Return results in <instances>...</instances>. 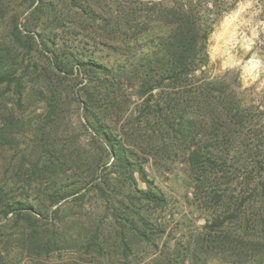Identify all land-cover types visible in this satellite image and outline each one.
Returning <instances> with one entry per match:
<instances>
[{
    "label": "trees",
    "instance_id": "obj_1",
    "mask_svg": "<svg viewBox=\"0 0 264 264\" xmlns=\"http://www.w3.org/2000/svg\"><path fill=\"white\" fill-rule=\"evenodd\" d=\"M70 2L86 17L100 18L91 0ZM30 5L33 9L22 17L18 5L0 0V26L6 23L8 28L6 37H0V255L16 246L33 257L48 258L63 249L80 256L37 264H171L164 252L147 261L137 256L139 244L153 245L159 234L150 208L165 199L152 187H137L132 159L140 155L98 110L118 109L122 78L133 77L145 95V116L160 118L165 133H173L186 147L195 189L221 210L207 225L208 234H220L222 245L241 241L250 247L249 257L236 264H264V129L236 102V91L224 76L200 74L207 66L206 40L212 28L201 20L207 7L193 0L166 5L159 9L165 23L160 33L151 20L138 30L128 9L120 17L129 23L128 30L116 36L122 43H110L82 39L87 33L63 23L48 0H30ZM45 14L51 25L41 33L36 28ZM115 32L110 30L107 40ZM99 45L127 56L110 61L111 54L101 52ZM135 49L142 55L133 60ZM82 71L87 81L76 89L67 76ZM74 102L81 104V122L90 130L95 152L83 153L59 135ZM251 127L256 138L251 143L241 138L247 147L239 150V166L230 145ZM113 172L121 185L111 180ZM90 190L103 203L101 218L83 221V201ZM6 228L14 231L7 233Z\"/></svg>",
    "mask_w": 264,
    "mask_h": 264
},
{
    "label": "rangeland",
    "instance_id": "obj_2",
    "mask_svg": "<svg viewBox=\"0 0 264 264\" xmlns=\"http://www.w3.org/2000/svg\"><path fill=\"white\" fill-rule=\"evenodd\" d=\"M9 1L19 6L18 11L23 13L22 17L34 7L30 5V0ZM48 1L52 2L62 15L60 16L63 23L80 29L79 31H82L80 33L84 36L87 33V36L82 39L91 42L122 43L117 40L116 36L128 30L126 25L129 23L123 24L124 19L122 20L128 9L137 19L135 22H137L138 30H144V22L151 20L150 25L154 26L155 32L160 33L165 30V26L162 25L165 23L162 21L164 14L159 12V9L163 10L166 5H171L176 0H91L100 16L99 19L86 17L70 0ZM193 1L207 7L208 10L203 12L201 20H206L212 26L206 40L208 62L205 71L200 74L209 79L224 76L228 84L236 91V102L248 114L255 117L254 121H260L256 127L264 129V0ZM50 20V15H43L38 21L39 26L36 30L41 33L47 31L51 25ZM135 22L130 23L133 25ZM112 29H116V32L112 36L114 39L110 41L107 38ZM7 30L6 23H3L0 26V37H6ZM98 48H102L101 52L111 54L109 55L110 61L114 59L123 61L127 56L124 51L113 54L104 45H99ZM134 51L136 56L132 57L133 60L141 57L139 50ZM84 75L83 71L77 76L76 73L68 75V82L76 89L80 88L87 81ZM81 77L83 79L80 81ZM122 79L118 95V109L108 112L104 110V107L100 109L99 106L98 110L104 114L103 117L109 128L118 133L127 146L140 155L132 159L137 187L146 189L152 187L165 199L163 205H152L150 208L151 217L159 225V234L153 245L140 243L137 256L147 261L164 252L165 257L168 254L171 264H201L205 258L208 260L207 264H236L239 260L249 257L248 254L252 252L247 245L250 244H245L247 249L243 247L244 244L241 241L233 245L223 244V246L219 241L220 234L214 231L208 234L207 225L221 210H218V206L213 201L208 202L202 192L195 189L185 160L186 147L179 141H175L172 137L173 133H165L164 127L159 125L160 118L154 117L153 114L145 116L148 111L142 104L145 95L140 94L135 78ZM38 110L42 111V108ZM81 114V104L74 102L72 106H68L59 135L66 139L64 141H71L77 147L82 148L83 153L95 152L97 151L96 144L90 141V130L83 126ZM145 118H148L150 123L145 122ZM144 126L147 127L143 128ZM137 127L139 129L136 131ZM154 128L159 130L154 131ZM253 128H247L242 137L235 136L236 140L230 145L233 160L236 162L238 159L236 163L239 166L243 158V153L239 150H246L247 147L245 143H241V138L251 143V140L256 138L257 132ZM140 134L149 136L147 138L146 135L141 136ZM212 137H214L213 132ZM73 139L75 140L72 141ZM233 160L231 159L230 162ZM229 165L231 166L230 163ZM140 166L143 167V171L139 169ZM230 166L228 171L232 170ZM114 169L115 167L110 170L114 171ZM237 172L241 174L243 171L240 168ZM110 175L111 180L121 185L122 181L117 177L116 172ZM95 193L94 190L86 193V199L83 201L85 205L81 210L83 221L101 218L98 214L101 210L100 204L103 203L101 200H96ZM143 206L151 207L145 203ZM234 226L231 224L229 227ZM220 227L223 225L215 228L220 230ZM4 231L12 233L14 230L6 228ZM224 253L226 258H223ZM262 255L264 260V252ZM75 257L80 256L70 249H63L48 258L33 257L26 255L15 246L8 252H4L3 256L0 255V264H37L42 259L45 262H56L68 261ZM119 258L122 260V257Z\"/></svg>",
    "mask_w": 264,
    "mask_h": 264
}]
</instances>
